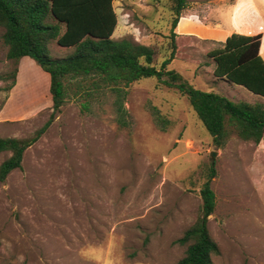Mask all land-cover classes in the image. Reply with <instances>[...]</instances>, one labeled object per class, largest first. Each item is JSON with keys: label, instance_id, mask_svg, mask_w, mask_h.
<instances>
[{"label": "rangeland", "instance_id": "1", "mask_svg": "<svg viewBox=\"0 0 264 264\" xmlns=\"http://www.w3.org/2000/svg\"><path fill=\"white\" fill-rule=\"evenodd\" d=\"M171 5L115 0L112 39L151 47L159 68L171 49ZM173 32L168 70L202 92L264 104L214 77L208 56L236 33L261 34L264 58V0H186ZM2 33L0 138L25 139L51 113L49 76L28 57L7 60ZM49 51L64 58L72 49L52 42ZM126 91L121 127L109 91L93 95L83 110L85 97L74 81L67 85L46 132L24 151L20 169L0 182V264H177L186 246L174 241L199 217V191L211 168L215 208L207 228L219 249L213 264H264V145L231 133L215 146L187 98L154 78ZM9 155L0 153V164Z\"/></svg>", "mask_w": 264, "mask_h": 264}, {"label": "trees", "instance_id": "2", "mask_svg": "<svg viewBox=\"0 0 264 264\" xmlns=\"http://www.w3.org/2000/svg\"><path fill=\"white\" fill-rule=\"evenodd\" d=\"M115 0H0L1 40L7 60L17 62L28 57L49 76L51 113L47 121L28 138H0V153L10 155L0 164V182L20 169L24 151L48 129L67 97V85L75 82L76 93L85 97L81 107L88 110L89 99L105 90L113 95V108L119 126H127L124 100L127 87L142 79L154 78L158 87L173 89L187 98L202 126L215 146H223L231 133L245 142L259 144L264 136V104L233 102L212 92H202L185 83L167 66L174 59L173 32L186 0H172L169 38L170 53L159 68L153 65L151 47L128 39L114 40L117 17ZM157 1V0H152ZM262 35L232 33L208 56L214 62L213 75L228 83L242 86L264 98V61L259 55ZM71 48L64 58H52L49 45ZM17 70L12 72L15 79ZM12 82L6 90H10ZM75 93V94H76ZM154 114L158 111L154 109ZM158 123H164L157 117ZM215 171L211 168L200 188L201 209L195 223L175 244L186 246L177 264H213L219 254L211 238L208 217L215 208V195L210 188Z\"/></svg>", "mask_w": 264, "mask_h": 264}, {"label": "crops", "instance_id": "3", "mask_svg": "<svg viewBox=\"0 0 264 264\" xmlns=\"http://www.w3.org/2000/svg\"><path fill=\"white\" fill-rule=\"evenodd\" d=\"M116 17H117V23H118V16L116 15ZM114 33V32H113ZM231 35V34H230ZM241 35H243V34H241ZM247 36V35H246ZM226 39V38H225ZM225 41V40H224ZM223 41V42H224ZM222 42V43H223ZM259 55H260V57L262 58V60L264 61V58H263V56H262V37H261V40H260V47H259ZM260 146H263L264 145V142H263V140H261L260 141V144H259Z\"/></svg>", "mask_w": 264, "mask_h": 264}, {"label": "water", "instance_id": "4", "mask_svg": "<svg viewBox=\"0 0 264 264\" xmlns=\"http://www.w3.org/2000/svg\"><path fill=\"white\" fill-rule=\"evenodd\" d=\"M214 157V153L212 152L210 155V158L212 159Z\"/></svg>", "mask_w": 264, "mask_h": 264}]
</instances>
